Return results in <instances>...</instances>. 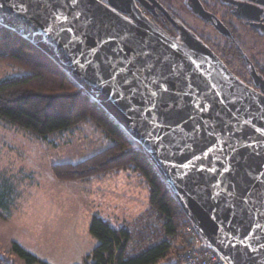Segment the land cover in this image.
<instances>
[{
	"label": "water",
	"instance_id": "water-1",
	"mask_svg": "<svg viewBox=\"0 0 264 264\" xmlns=\"http://www.w3.org/2000/svg\"><path fill=\"white\" fill-rule=\"evenodd\" d=\"M129 17L100 0H0V23L142 146L204 243L229 264H264V93L201 43Z\"/></svg>",
	"mask_w": 264,
	"mask_h": 264
},
{
	"label": "rangeland",
	"instance_id": "rangeland-1",
	"mask_svg": "<svg viewBox=\"0 0 264 264\" xmlns=\"http://www.w3.org/2000/svg\"><path fill=\"white\" fill-rule=\"evenodd\" d=\"M252 48L251 44L245 48L248 55ZM261 50L254 48L253 53L260 51L258 59L264 65ZM19 73L13 65L0 62V80ZM1 132L5 142L0 149V192L4 193V202H0V264H6L4 258L25 264L10 252L12 242L48 264H89L88 256L99 245L90 233L94 216L119 227L128 225L143 247L157 242L159 230L139 229L144 226L139 222L143 216L157 214L150 210L146 184L134 171L99 175L88 182L54 177L53 165L85 160L112 145L94 123L51 134L47 140L10 125ZM134 245L132 253H139L141 249ZM182 246V239H177L172 252Z\"/></svg>",
	"mask_w": 264,
	"mask_h": 264
},
{
	"label": "trees",
	"instance_id": "trees-1",
	"mask_svg": "<svg viewBox=\"0 0 264 264\" xmlns=\"http://www.w3.org/2000/svg\"><path fill=\"white\" fill-rule=\"evenodd\" d=\"M0 62L18 68L21 73L0 80V121L47 140L51 134L66 133L94 123L112 143L104 151L76 163L52 166L60 181L88 182L95 176L119 175L134 171L148 189L150 210L160 222L157 242L133 254L129 247L132 232L94 216L90 233L99 242L89 264H173L185 246L172 252L186 214L161 173L144 153L142 146L116 123L46 53L34 46L17 30L0 23ZM132 144L136 148H132ZM3 191L0 202H4ZM10 252L25 264H48L12 242ZM13 258L5 259L14 264Z\"/></svg>",
	"mask_w": 264,
	"mask_h": 264
},
{
	"label": "flooded vegetation",
	"instance_id": "flooded-vegetation-1",
	"mask_svg": "<svg viewBox=\"0 0 264 264\" xmlns=\"http://www.w3.org/2000/svg\"><path fill=\"white\" fill-rule=\"evenodd\" d=\"M100 1L126 18L129 13L142 14L181 46L192 39L201 43L241 82L264 93V65L258 59L260 51L253 53L254 48L264 51V0ZM249 44L254 47L251 55L245 49Z\"/></svg>",
	"mask_w": 264,
	"mask_h": 264
},
{
	"label": "built area",
	"instance_id": "built-area-1",
	"mask_svg": "<svg viewBox=\"0 0 264 264\" xmlns=\"http://www.w3.org/2000/svg\"><path fill=\"white\" fill-rule=\"evenodd\" d=\"M150 215H152V213ZM149 217V215H145L139 220L140 225H144L139 228L140 230L156 231L160 228L158 216L155 215L151 216V218ZM180 236L185 246V251L179 255L173 264H229L215 248L204 243L199 230L193 221L188 217H186L184 221V226L181 229ZM132 242L135 243L134 248L139 247L141 250H143L142 248L154 245V243H152L143 247V245H140V242H138L136 238H132ZM132 242L130 247L133 244ZM130 247L129 249L131 251Z\"/></svg>",
	"mask_w": 264,
	"mask_h": 264
},
{
	"label": "crops",
	"instance_id": "crops-1",
	"mask_svg": "<svg viewBox=\"0 0 264 264\" xmlns=\"http://www.w3.org/2000/svg\"><path fill=\"white\" fill-rule=\"evenodd\" d=\"M7 125H8L7 123L5 124V122L0 121V149L3 148L2 146L5 142V136H4L3 132H1V129L3 128L5 130V128H7ZM1 152H2V150L0 151V154H1ZM109 221H111V220H109ZM114 226H118V225L115 224ZM126 227L128 228V225Z\"/></svg>",
	"mask_w": 264,
	"mask_h": 264
}]
</instances>
